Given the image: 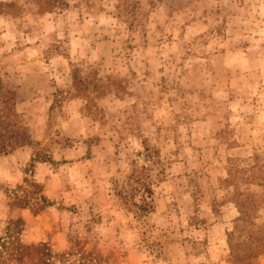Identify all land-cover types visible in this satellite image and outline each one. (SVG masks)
Listing matches in <instances>:
<instances>
[{
    "label": "rangeland",
    "instance_id": "obj_1",
    "mask_svg": "<svg viewBox=\"0 0 264 264\" xmlns=\"http://www.w3.org/2000/svg\"><path fill=\"white\" fill-rule=\"evenodd\" d=\"M119 1L0 0V235L23 217L65 264H232L221 206L264 225V0ZM245 120L259 151L228 156Z\"/></svg>",
    "mask_w": 264,
    "mask_h": 264
},
{
    "label": "trees",
    "instance_id": "obj_2",
    "mask_svg": "<svg viewBox=\"0 0 264 264\" xmlns=\"http://www.w3.org/2000/svg\"><path fill=\"white\" fill-rule=\"evenodd\" d=\"M119 2L124 10H128L131 13L143 3V0H120ZM152 2V0L147 1V3ZM260 182L263 183L264 178H261ZM140 184L141 189L144 191V197L140 195V203L133 201V204L140 211V214L152 212L154 205L152 204L153 191L151 184L147 181H143ZM262 185L264 186V183ZM261 197L264 199V194ZM42 203H35L37 207L33 215L43 209ZM24 207L32 211V207L34 206L25 204ZM241 207L244 209V213L242 211L241 214L230 221L233 227L227 233L225 240L229 250V258L232 264H253L254 259H257L255 264H259L257 262L260 257H264V225L260 227V224L255 222L256 217L255 220L253 219L254 221H248L245 213L247 204L244 202L243 206L241 204ZM66 208L68 209V207ZM25 224L24 218L18 217L8 224L3 235H0V264H56L57 258L61 262L58 264H65L68 253L67 256L63 253H54L43 242L25 243L20 237L24 231ZM246 226L255 227V230H251L250 233L246 232L244 231V227Z\"/></svg>",
    "mask_w": 264,
    "mask_h": 264
},
{
    "label": "crops",
    "instance_id": "obj_3",
    "mask_svg": "<svg viewBox=\"0 0 264 264\" xmlns=\"http://www.w3.org/2000/svg\"><path fill=\"white\" fill-rule=\"evenodd\" d=\"M243 122L247 126V130H248L247 137L244 136L245 135V131H244L245 127H243V129L241 128L240 132H238V130L236 128L235 133H234V138H235L234 143L231 145L225 144L224 147L222 148L228 154V156L249 157L252 154H254L255 151H259V146H258L259 140H256L253 136L250 135L251 130L253 128V124L250 122H246V120ZM238 126H239V124H238ZM256 127H257L256 129L260 130L258 126H256ZM262 127H263V134H264V126H262ZM262 139L263 140L261 142H264V135H263ZM263 148H264V146H263ZM205 149L207 150V148H205ZM214 149H216V148H214ZM219 149H221V148H218V150ZM221 207L224 208V209L221 208L223 220H232L240 214V211H239L238 207L235 205V203L229 202V203L224 204ZM259 214H261V217H260L261 220L264 221V207L259 210ZM223 220H221L217 223L219 225H224ZM212 227L214 228V226H212Z\"/></svg>",
    "mask_w": 264,
    "mask_h": 264
}]
</instances>
